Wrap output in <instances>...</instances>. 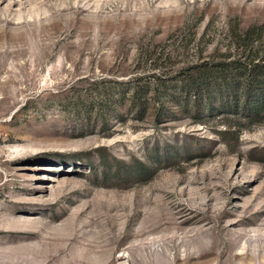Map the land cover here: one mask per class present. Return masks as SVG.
Here are the masks:
<instances>
[{
    "label": "rangeland",
    "instance_id": "1",
    "mask_svg": "<svg viewBox=\"0 0 264 264\" xmlns=\"http://www.w3.org/2000/svg\"><path fill=\"white\" fill-rule=\"evenodd\" d=\"M264 0H0V264H264Z\"/></svg>",
    "mask_w": 264,
    "mask_h": 264
},
{
    "label": "trees",
    "instance_id": "2",
    "mask_svg": "<svg viewBox=\"0 0 264 264\" xmlns=\"http://www.w3.org/2000/svg\"><path fill=\"white\" fill-rule=\"evenodd\" d=\"M252 74L254 72V70H258V77L260 78L261 83H264V62L259 64V63H254L252 65V68L250 69Z\"/></svg>",
    "mask_w": 264,
    "mask_h": 264
}]
</instances>
